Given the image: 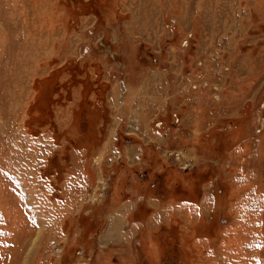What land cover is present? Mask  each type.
<instances>
[{
	"label": "rangeland",
	"instance_id": "374dc122",
	"mask_svg": "<svg viewBox=\"0 0 264 264\" xmlns=\"http://www.w3.org/2000/svg\"><path fill=\"white\" fill-rule=\"evenodd\" d=\"M0 264H264V0H0Z\"/></svg>",
	"mask_w": 264,
	"mask_h": 264
}]
</instances>
